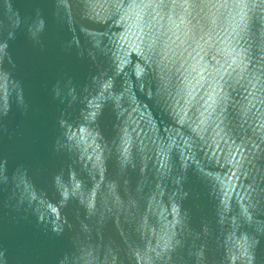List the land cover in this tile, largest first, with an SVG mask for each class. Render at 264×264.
<instances>
[{
    "label": "water",
    "instance_id": "1",
    "mask_svg": "<svg viewBox=\"0 0 264 264\" xmlns=\"http://www.w3.org/2000/svg\"><path fill=\"white\" fill-rule=\"evenodd\" d=\"M0 264H264V0H0Z\"/></svg>",
    "mask_w": 264,
    "mask_h": 264
}]
</instances>
